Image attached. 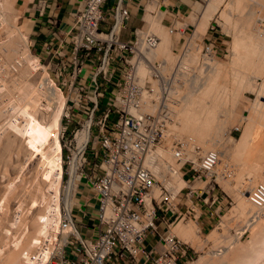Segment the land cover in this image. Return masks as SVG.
<instances>
[{
    "label": "built area",
    "instance_id": "1",
    "mask_svg": "<svg viewBox=\"0 0 264 264\" xmlns=\"http://www.w3.org/2000/svg\"><path fill=\"white\" fill-rule=\"evenodd\" d=\"M29 1L42 16L48 0ZM147 1L153 2L152 13L163 6L173 21L180 19L176 11H167V0H143L141 11ZM129 14L123 0H79L66 26L60 28L48 16V36L39 48L30 42L45 70L38 85L51 86L63 96L60 139L66 180L71 176L76 188L81 179L95 198L90 232L76 222L72 205L60 210L63 243L58 248L55 242L44 264H188L190 249L168 229L170 216L181 196L191 205L204 202L207 186L193 187L191 182L210 180L219 153L202 149L191 137L168 134V126L174 121L182 79L188 82L194 70L208 67L226 49L214 41L210 24V34L196 43L194 64L184 58L193 45L183 40L166 67L165 58L153 55L159 37L143 24L133 28L129 39L121 38ZM186 28L171 25L168 30L184 34ZM71 122L67 135L64 130ZM239 129L235 124L229 133ZM158 146L169 151L168 165L176 166L188 182L184 193L166 183L168 171L161 179L145 162ZM247 199L252 210L246 218L253 221L264 207V182L254 183Z\"/></svg>",
    "mask_w": 264,
    "mask_h": 264
},
{
    "label": "rangeland",
    "instance_id": "2",
    "mask_svg": "<svg viewBox=\"0 0 264 264\" xmlns=\"http://www.w3.org/2000/svg\"><path fill=\"white\" fill-rule=\"evenodd\" d=\"M1 1L3 3V0H0V2ZM26 1L28 0H10L11 7L6 11L2 8L3 6H0V264H12L16 260L15 264L45 263V261L41 262V255L38 249L39 245L36 243L35 245L32 239H34L36 233V236H38V229H40L39 224L42 222L40 215L43 216V211L44 214L47 212L53 213L57 218L60 216L59 212L64 207L62 198L68 183L66 180V164L64 162L65 150L62 147L60 139L62 123H60V127L58 128V137L61 145V176L59 179L56 174L57 171L54 169L58 161L57 156H55L56 153L49 154V151H47L48 144L51 143V133H53H48V136V131H46L49 129V123L51 122V113L45 108V106L49 104L45 91L39 92V89L44 90V87L38 85V81L45 75V70L41 69L43 66H39V62H37L36 59L33 60V63L36 60L35 63L37 62V64L32 65V67H26L28 60L26 57L32 59L31 57L33 56L36 58V49L30 45L27 28L23 23L22 16H19L20 5H24ZM207 1L208 0H190L191 8H188L184 14L181 15L180 19H175L174 21V17L172 18L167 12L162 15L160 14L161 12L158 13L160 15L161 24L163 25V31L168 33V28L171 25L181 28L183 24L187 23L192 25L194 30V24L192 23L193 19L195 18V25L197 26L201 12L206 7ZM216 3V5H218L217 9L207 20L206 27L204 28L205 31H202L201 36L209 35L210 32L208 34L206 30L209 28L210 24L214 25L212 37L213 39L215 38L218 45L226 49V52L224 55L210 62L208 67L206 66L203 69L198 67L194 70L195 75L191 77L188 82L182 79V84L179 88V92L183 95L185 91L192 89L191 86H193V84L194 88L197 86L195 84H197L199 80L204 81V78L207 77L208 71L210 70L209 68L216 65L217 72L210 75L211 78L213 76L215 83L210 78L213 83L208 81V83L211 82V84L204 85L207 86L210 91L203 86V89L201 88L202 91L200 90L201 93H198L199 90L196 91L198 96L197 94L193 95V97L196 95L195 98L199 99H197L195 104L201 105L202 107H200V109L202 108L203 110L204 106L207 107V109L204 108L203 112L208 110L211 112V115L212 113L214 114V119H216L214 123H211L212 130L209 129L212 134L210 131L207 132L209 135H206L209 137L205 135V138H211V135H214V137L213 139L211 138L210 143H207L208 146L206 143L205 146L202 142L203 148L201 141L199 142V133L195 135V132H198L197 129H192L194 131L193 134H191L193 131L189 127L187 128L188 130L182 127L185 131L182 128L180 129L181 120L178 121L179 118L176 119L175 115L173 123L168 127V134L173 133L174 136L191 137L197 143L199 142V146L202 149L216 148L223 154L220 153L221 156L219 155V160L213 167V175L206 184H204V181L194 180L191 182L193 187H202L204 189L207 186L209 192L217 194L221 199L220 209L212 225H210L208 229H201L200 221L196 218V212L189 209L186 210L185 206L181 204H178L177 211L170 216V225L168 229L177 237L180 235L178 236V233L174 232V224L172 223L175 222L178 217L180 218L183 216L182 219L180 218L181 222H191L192 220L195 225L194 227L200 229H198L197 237L193 234V239L191 238L192 240H190L191 242L189 240L186 242V239L183 240V237H179L180 240L186 242L190 249L188 264H198L200 261L203 262L204 260H207L205 264H212L214 262L213 259H219L221 255L225 254L221 253L226 252L227 248L228 250L231 249L230 251H234V249H237L236 246L241 245L240 247L242 249H246L247 247V251L250 247L252 249L254 244H257L264 237V232H262L264 231V224H262L264 223V207L258 214V217L254 219L255 221H251L252 224H250L251 222H249L246 217L248 212L252 210V205L244 197L247 196V190L252 184L257 181L264 182V107H262L263 109L261 108V106H264V33L262 35L259 33L260 31H264V20L259 23L262 16H264V0H217ZM258 3H261V5H257ZM152 4L153 2L147 1L144 3V8L146 9L145 6L148 7V5ZM145 9L142 10V12H144L143 19L146 12ZM199 11L200 14H198ZM249 11H251L252 14L249 13ZM153 14L158 15L157 13ZM147 25L148 21H144L142 27L150 29ZM156 31L154 30L153 32L161 41V32L159 33V31ZM190 31H192V28L190 29V27H187L184 34H179L176 31L169 32L168 36L171 38V45L169 46V50H167L169 52L164 54L165 57H161L162 55L160 53L154 56L156 58H165L166 67L170 66L174 61L175 52L180 42L183 40L190 42V39L193 37L195 31H192L193 33H191V35L186 34ZM20 33L25 36L27 45L23 39H21ZM198 39L200 38H197L196 42L199 41ZM194 47L192 50H189L190 54L187 52V55L184 56L188 65H192V63L194 64V62H196V46ZM155 51L157 52V48H155L154 54ZM36 66L38 67L36 68ZM194 81L197 83H194ZM188 83H192L190 84L191 86ZM23 88L29 91H26L24 94V91H22ZM31 88L33 91H30ZM22 92L23 94L21 95L20 93ZM29 92H31V94ZM34 93H36V95ZM62 95H64V92ZM33 98H36L37 103L34 104L36 108L33 105L32 109L31 102ZM60 99L63 100V96H61ZM197 108L199 109V107ZM197 111L201 113L199 110ZM204 114L208 116L207 112ZM194 115L199 116L196 114ZM205 115H202L201 118ZM246 115H248L247 119L245 118ZM249 123L253 126L251 127L252 130L246 128V126L250 127ZM173 124L178 126V128H174L172 126ZM235 124H239L240 129L238 131L231 130L229 133L230 128ZM45 126L48 128L46 127V129ZM73 126L74 122H71L65 128L64 131L67 135H70ZM27 129L33 130L37 135L43 133V136L45 135L44 137L46 138V144L39 145L35 142L36 144L33 143L35 147H33L30 142L32 141V137ZM244 134L249 135L245 136ZM242 137L244 139H242ZM238 142L240 145L244 142L240 147L245 146V148H240ZM211 143L214 144L212 145ZM165 160L168 161L167 158ZM149 164L151 165V163ZM163 167L164 165H162L161 168H154V170L159 172V176L163 175L161 179L164 178V174L161 172ZM55 177L57 178L56 180ZM170 179L172 180L173 178L170 176ZM176 180L174 181L177 182ZM49 183H53L56 187ZM184 183L187 184L188 182L184 181ZM184 183L181 185V192L183 193L185 192L184 187L186 185ZM205 193L203 191L202 195ZM241 193L242 195L244 194L243 197L246 200L242 197ZM181 200H184V196H181ZM239 200L240 202L243 201L240 203ZM187 203H189L188 200ZM56 213L57 215H55ZM256 220L262 221V226L260 225V221L257 224ZM259 226H261V228ZM162 227V224H160L159 228ZM50 232H52V230H50ZM53 233L56 238H54V234L51 237H47V240H45V238L44 242L41 243V248H48L47 250H49L55 245V242H60V233L58 231ZM256 239L259 240L257 241ZM27 245L30 246L28 247ZM23 249H28L30 251L27 252ZM246 251H244V255H247ZM24 254H26V256L29 254L28 256L31 260L33 259L35 263L33 260L31 262L28 260L26 261V256ZM244 255L240 254V261L245 258ZM17 256L25 258L22 259L18 257L17 259ZM209 259H211V262H208Z\"/></svg>",
    "mask_w": 264,
    "mask_h": 264
},
{
    "label": "bare ground",
    "instance_id": "3",
    "mask_svg": "<svg viewBox=\"0 0 264 264\" xmlns=\"http://www.w3.org/2000/svg\"><path fill=\"white\" fill-rule=\"evenodd\" d=\"M10 0H3V3H2V1L0 2L1 3V5L0 6H3L2 8H4L5 9V11L6 10H8V9H10V7H11V4H10V2H9ZM217 0H208L207 1V6H206V8H205V11H204V14H203V17H202V19H201V21H200V26L197 28V30H195V32H194V34H193V37L190 39V42H189V44L192 46L191 47V50H192V48L194 47V46H196L197 44V42H196V39L197 38H200L201 37V34H202V31H205V27H206V23H207V20L209 19V17L211 16V14L212 13H214V11H216V9H217V6L218 5H216L217 3ZM236 2V1H235ZM231 3V2H230ZM232 4V3H231ZM253 5H255V4H253ZM252 5V6H253ZM257 5H261V3H258ZM256 5V6H257ZM154 6H153V4L152 5H148V7L146 6V9H145V16H144V21H148V27H150V29L149 30H157V31H159V33L162 35V40L160 41V38H159V41H158V43H157V45H156V48H157V52L155 51V54L153 53V55H156L157 56V54L158 53H160L162 56L161 57H165L164 56V54L166 53V52H169V51H167V50H169V46L171 45V38L168 36L169 35V32L168 33H165L164 31H163V25L161 24V21H160V15L158 14V15H154L151 11L154 9L153 8ZM258 7V6H257ZM161 9V8H160ZM160 14L162 15L164 12H165V10L164 9H161L160 10ZM249 13H251V11H249ZM5 14H6V12H5ZM223 14V13H222ZM246 14V13H245ZM248 14V13H247ZM252 14V13H251ZM10 15V14H9ZM249 16V15H248ZM247 16V17H248ZM5 17H6V15H5ZM4 17V18H5ZM239 17H241V16H239ZM246 18V17H245ZM244 18V19H245ZM242 19V18H241ZM240 19V20H241ZM6 20V19H5ZM239 20V19H238ZM237 20V21H238ZM148 29V28H147ZM156 31V32H157ZM259 31V30H258ZM236 33V32H235ZM261 35L264 33V31H260L259 32ZM179 35V34H178ZM246 36V35H245ZM20 37H21V39H23V41L26 43V45H27V42L25 41V36L23 35V34H21L20 33ZM242 37V36H241ZM243 38V37H242ZM263 39V38H262ZM20 40V39H19ZM199 40V39H198ZM238 40H239V38H238ZM236 41V40H235ZM240 41V40H239ZM241 41H242V39H241ZM244 41V40H243ZM246 41H248V40H246ZM245 41V42H246ZM244 42V43H245ZM9 45V44H8ZM25 45V46H26ZM190 45H189V47H190ZM8 47V46H7ZM255 47V46H254ZM253 47V48H254ZM195 48V47H194ZM252 48V49H253ZM27 49V48H26ZM190 50V49H189ZM194 50V49H193ZM9 52V51H8ZM187 52H189V51H187ZM187 52H186V55H187ZM252 52V51H251ZM24 53V52H23ZM189 54H190V52H189ZM22 55V54H21ZM170 55V54H169ZM23 56V55H22ZM26 56V55H25ZM5 57V56H4ZM8 57H11V56H8ZM196 57V56H195ZM19 58V57H18ZM28 60H27V65H26V67L28 68V67H32V65H33V60L35 59L33 56L31 57L32 59H29V57H26ZM188 59V58H187ZM37 60V59H36ZM35 60V61H36ZM166 60V59H165ZM232 60V59H231ZM15 61V60H14ZM35 61H34V63H35ZM11 63V62H10ZM37 63V62H36ZM170 64V63H169ZM211 64H213V63H211ZM9 66V65H8ZM34 67V66H33ZM211 67V66H210ZM8 69V68H7ZM201 69V68H200ZM210 70L208 71L207 69V71H208V75H207V77H205L204 78V81H200L199 80V82L197 83V82H195L194 81V83H197V84H195V85H197V86H195L194 88H193V86H194V84H193V86H191L190 84H192V83H188L191 87H192V89H189L188 91H185L186 92V94H185V92H184V94L183 95H181L180 94V96H179V101H178V107L177 108H174V115L176 116V119H178L179 118V120L178 121H180L181 122V127H180V129L182 128V127H185V129H187L188 127L189 128H191V130L193 129V130H195V129H197V131L198 132H195V135H197L198 133V138H199V142L201 141V143L203 142L204 143V145H205V143H206V145L208 146V144L207 143H210V140H211V138L213 139V137H214V135L212 136L211 135V138H205V135L206 134H208L209 135V133H207V132H209L210 130L209 129H211V123L213 122L214 123V120L216 119H214V114L212 113V115L210 114L211 112L210 111H208V110H206V111H204L203 112V110H204V108L205 109H207V107H205L204 105V107H203V110H202V108L200 109V107H202L201 105H198V104H195L196 102H197V99L195 98L196 97V95L193 97V95L194 94H197V90H199V92L198 93H201L200 92V90L202 91V89H203V86L204 85H206V84H211V82L213 81L214 83H215V81L213 80V76H212V78H211V74L212 73H216L217 72V69H216V65L214 66H212V68H209ZM205 70V71H206ZM26 71H27V69H26ZM28 71H30V70H28ZM24 73V72H23ZM235 75V74H234ZM216 77V76H215ZM212 79V81H211V79ZM200 79V78H199ZM43 81V80H42ZM193 81V80H192ZM208 81H211V82H209L208 83ZM212 82V83H213ZM31 85V84H30ZM186 85V84H185ZM254 85V84H253ZM28 86V85H27ZM191 87H186V88H191ZM208 88L207 86H204V88ZM27 88V87H26ZM26 88L24 89H22V91H24V94L26 93V91L28 92L29 90H26ZM29 88V87H28ZM38 88V87H37ZM202 88V89H201ZM205 88V89H206ZM47 90V92H46V90ZM204 89V90H205ZM213 89V88H212ZM33 90H34V87H33ZM32 90V88L30 89V91H33ZM38 90V89H37ZM54 90V89H53ZM52 90V87L51 86H48V87H44V90H40L39 89V92L41 93V91H45V94H46V97L48 98L47 100H48V105H46L45 106V108H46V110H48L49 111V113H51V122L49 123V129L48 130H46L48 127L47 126H45V130L46 131H48L47 132V134L48 133H51V132H53V133H51L52 134V137L50 138V144H48V150L47 151H49V154H55L56 153V155L55 156H57V158H58V161H57V164H55L56 166H55V171H57L56 172V174H57V177H58V179L60 178V176H61V145H60V141H59V137H58V128L60 127L59 125H60V117H61V113H62V111H63V105L61 104V102H62V100L60 99L61 98V96L59 95V93L55 90V91H53ZM208 90H209V88H208ZM210 91V90H209ZM36 92H38V91H36ZM196 92V93H195ZM30 94H31V92H29ZM28 93V94H29ZM39 93V94H40ZM203 93H204V91H203ZM21 95L23 94V92L22 93H20ZM29 94V95H30ZM35 95H36V93H34ZM38 94V93H37ZM35 95H34V97H35ZM197 96H198V94H197ZM202 97V96H201ZM25 98V97H24ZM196 99V100H195ZM33 101L31 102V107H32V109H33V105L34 104H36L37 103V100H36V98H33L32 99ZM181 100V101H180ZM199 100V99H198ZM200 102H201V100H200ZM209 102V101H208ZM255 102V101H254ZM199 103V102H198ZM263 104V103H262ZM28 105V104H27ZM197 105V106H196ZM261 105V104H260ZM264 105V104H263ZM34 107H35V105H34ZM197 107H199V109L197 108ZM257 107V106H256ZM262 107H264V106H261V108ZM36 108V107H35ZM34 108V109H35ZM180 108V109H179ZM197 108V109H196ZM31 109V108H30ZM37 109H39V108H37ZM211 109V108H210ZM258 109V108H257ZM263 109V108H262ZM261 109V110H262ZM194 110V111H193ZM197 110H199L201 113H199ZM38 112V111H37ZM199 114H198V113ZM205 112H207L208 113V116L207 115H205L204 113ZM213 112V111H212ZM28 113V112H27ZM30 113V112H29ZM32 113V112H31ZM194 114H196V115H199V116H195ZM200 114H201V117H202V115H205L203 118H201L200 117ZM228 114V113H227ZM264 114V113H263ZM177 115H179V116H177ZM174 116V117H175ZM181 116V117H180ZM195 116V117H194ZM47 117V116H46ZM245 118L247 119L248 118V115H246L245 116ZM177 121V120H176ZM183 122V123H182ZM221 122V121H220ZM250 122V121H249ZM253 122V121H252ZM179 123V122H178ZM180 124V123H179ZM217 124H218V122H217ZM250 124V123H249ZM248 124V125H249ZM174 128L175 127H177L178 128V126H176L175 124H173L172 125ZM246 126V125H245ZM169 127V126H168ZM214 127V126H213ZM251 127H253L252 126V124H250V127L249 126H246V128L248 129H251ZM37 128H39V127H37ZM172 128V127H171ZM217 128H218V126H217ZM216 128V129H217ZM182 129H184V128H182ZM185 129H184V131H185ZM247 129H246V131H247ZM27 130H29V129H27ZM50 130V131H49ZM188 130V129H187ZM190 130V131H191ZM192 130V131H193ZM212 130V129H211ZM252 130V129H251ZM191 131V132H192ZM216 131V130H215ZM219 131V130H218ZM29 132V134L31 135V137H32V141H30L31 143H32V146L33 147H35L34 146V144L33 143H35V142H37V144H39V145H44V144H46V138L43 136V133L42 134H38L37 135V133H34L33 132V130H29L28 131ZM40 132V131H39ZM244 132V131H243ZM251 132V131H250ZM85 133H86V126H84L83 128H82V131H81V136L83 137L84 135H85ZM181 133V132H180ZM194 133V131L191 133V134H193ZM210 133H211V131H210ZM245 133V132H244ZM45 134H46V132H45ZM50 134V135H51ZM173 134V133H172ZM178 134V133H177ZM212 134V133H211ZM219 134V133H218ZM179 135V134H178ZM208 135H206V136H208ZM245 135V134H244ZM247 135H249V134H247ZM247 135H245V136H247ZM48 136H49V134H48ZM48 136H46V137H48ZM245 136H244V138H245ZM262 136V135H261ZM30 137V136H29ZM209 137V136H208ZM243 137H242V139H244ZM251 138V137H250ZM249 138V139H250ZM205 139V140H204ZM261 139V138H260ZM215 140V139H214ZM246 140V139H245ZM198 141V140H197ZM213 141V140H212ZM216 141V140H215ZM248 141V140H247ZM199 142H198V144H199ZM203 143L201 144L202 146H203ZM244 143V142H243ZM243 143H241V145L239 144V142H238V144H236V145H238L239 147L240 146H242L243 145ZM36 144V143H35ZM212 144V143H211ZM214 144V143H213ZM212 144V145H213ZM200 145V144H199ZM205 145V146H206ZM37 146V145H36ZM210 146V145H209ZM260 146V145H259ZM237 147V146H236ZM238 147V148H239ZM203 148H204V146H203ZM206 148V147H205ZM237 148V149H238ZM240 148H245V146H243V147H240ZM38 149V148H37ZM40 149H41V146H40ZM43 149V148H42ZM45 149V148H44ZM252 150V149H251ZM264 150V149H263ZM37 151V150H36ZM45 151V150H44ZM46 151V152H47ZM223 152V151H222ZM263 152V151H262ZM43 153H45V152H43ZM218 153H219V155H220V151H218ZM224 153V152H223ZM228 153V152H227ZM227 153H226V155H227ZM260 153V152H259ZM222 154V153H221ZM225 154V153H224ZM45 155H47V154H45ZM223 155V154H222ZM49 156V155H48ZM51 156V155H50ZM54 156V157H55ZM221 156V155H220ZM250 156V155H249ZM168 159V161L167 160H165L166 158ZM224 157V156H223ZM222 157V158H223ZM226 157V156H225ZM247 157V156H246ZM261 157V156H260ZM243 158V157H242ZM48 159V158H47ZM40 161V160H39ZM56 161V160H55ZM169 161H170V154H169V151L166 149V148H164V147H160V146H158V147H156L155 148V150H154V152L151 154V155H148L147 157H146V159H145V162L147 163V165H149L150 166V168L151 169H153L154 170V168H161L162 167V165H164V167L161 169V172L164 174L165 173V171L167 172L168 171V177H166L165 179L167 180L166 181V183L168 184V185H171V186H173L174 188H178L179 186L181 187V185L184 183V179H182L181 177H180V172L176 169V166H169L168 164H169ZM244 161V160H243ZM149 163H151V165L149 164ZM166 165V166H165ZM218 165V164H217ZM255 165V164H254ZM54 169H52V170H54ZM72 169H73V167H72ZM228 170V169H227ZM54 171V172H55ZM73 171V170H72ZM156 171V170H155ZM214 171V170H213ZM250 171H251V169H250ZM261 171V170H260ZM157 172V175L159 176V172L158 171H156ZM160 172V173H161ZM51 174V173H50ZM249 174V173H248ZM253 174V173H252ZM255 174V173H254ZM258 175V174H257ZM170 176L174 179V180H176L177 182H175L173 179V181L170 179ZM159 177H163V175H161V176H159ZM165 177V176H164ZM264 178V177H263ZM57 178L55 177V180H56ZM257 179V178H256ZM13 180V179H12ZM53 180V179H52ZM260 180V179H259ZM67 181H68V183H67V187L65 188V194H64V196H63V202H64V207H63V209H66V210H69L70 208H71V204H72V202H73V198H72V195H73V192H74V183L72 182V180H71V176L67 179ZM257 181V180H256ZM262 181V180H261ZM52 182V181H51ZM183 182V183H182ZM238 182V181H237ZM241 182V181H240ZM258 182V181H257ZM248 183V182H247ZM50 185H52L53 183H49ZM184 184H186V183H184ZM56 185V184H55ZM59 185V184H58ZM248 185V184H247ZM253 185V184H252ZM53 186H54V184H53ZM251 186V185H250ZM54 187H56V186H54ZM248 187V186H247ZM47 188V187H46ZM246 188V187H245ZM245 188H244V190H245ZM57 189H58V186H57ZM248 189V188H247ZM243 193V192H242ZM242 193H241V195H242ZM58 194V193H57ZM240 196V195H239ZM244 196V194L242 195V197ZM56 197H57V195H56ZM241 197V198H242ZM246 199H247V196H244ZM243 197V198H244ZM244 198V199H245ZM61 199V198H60ZM245 199V200H246ZM248 200V199H247ZM243 201V200H242ZM241 201V202H242ZM238 202V201H237ZM239 202H240V200H239ZM240 202V203H241ZM249 202V201H248ZM58 203V202H57ZM244 203V202H243ZM246 203V202H245ZM50 204V203H49ZM239 204V203H238ZM48 205V204H47ZM58 205V204H57ZM239 205H241V204H239ZM244 205V204H243ZM246 205V204H245ZM247 206V205H246ZM19 207V206H18ZM57 207V206H56ZM252 207V206H251ZM242 208H243V206H242ZM246 208V207H245ZM48 209V208H47ZM53 209V208H52ZM252 209V208H251ZM45 210V209H44ZM243 210V209H242ZM48 211V210H47ZM58 211V210H57ZM244 211V210H243ZM59 212V211H58ZM42 214H43V216L42 215H40L41 217V220H42V222H40V224H39V227H40V229H38L39 230V233H38V236H36V234H35V237H34V239H32V240H34L33 242H34V244L36 243V244H38L39 245V252H40V255H41V262H44V261H46V259H47V256H48V254H49V251H50V249L49 250H47L48 248H41V243L42 242H44V239L45 240H47L48 238L47 237H51L54 233L53 232H59L60 233V235H59V237H60V242L58 241L56 244H58L57 245V247L58 248H60V246H61V244L63 243V238H64V235H65V232L63 231V230H61L60 229V226H59V218H60V216L57 218L56 216H54V214L53 213H45L44 214V211L42 212ZM59 214H60V212H59ZM55 215H57V213L55 214ZM183 217V216H182ZM182 217H180L181 219H182ZM179 217H178V219H176L175 220V222H173L172 224H174V232H176V233H178L177 235L179 236V237H183V240L184 239H186L185 241L187 242L188 240L190 241V240H192L193 238H192V236H193V234L194 235H196V237H197V235H198V231L200 230L199 228H197V227H194L195 225H194V223L192 222V220H191V222L190 221H187V222H181V219H180ZM39 219V218H38ZM1 220V219H0ZM255 221V220H254ZM257 221V220H256ZM260 221V220H259ZM259 221H257V224L259 223ZM249 222H251V221H249ZM261 222L262 221H260V225H261ZM254 223V222H253ZM250 224H252V222L250 223ZM262 224H264V223H262ZM262 226V225H261ZM261 226H259L260 228H261ZM172 227V228H173ZM255 227V226H254ZM257 228H258V225H257ZM264 228V227H263ZM171 229V228H170ZM199 229V230H198ZM255 229V228H254ZM253 229V230H254ZM50 230H52V232H50ZM16 231V230H15ZM37 231V230H36ZM171 231V230H170ZM255 231V230H254ZM38 232V231H37ZM262 232H264V231H262ZM173 233V232H172ZM259 233V232H258ZM40 234V235H39ZM264 234V233H263ZM182 235V236H181ZM256 235V234H255ZM27 236V235H26ZM54 236V238H56L55 237V234L53 235ZM258 236H259V234H258ZM261 236H262V234H261ZM260 236V237H261ZM29 237V236H28ZM178 237V238H179ZM211 237V236H210ZM33 238V237H32ZM192 238V239H191ZM30 239V238H29ZM51 239V238H50ZM180 239V238H179ZM259 239H261V238H259ZM258 239V240H259ZM31 240V241H32ZM56 240V239H55ZM199 240V239H198ZM257 240V239H256ZM257 240V241H258ZM49 241V240H48ZM255 241V240H254ZM29 242H30V240H29ZM191 242V241H190ZM250 243V242H249ZM249 243H247V244H249ZM254 243V242H253ZM259 243V244H258ZM257 244H254V246L252 247V249H251V247H250V249H248L247 251H246V249H247V247H246V249L245 248H241L240 246H236V250L234 249V251H230V250H228V248H227V251L226 252H220L221 254H223V253H225L224 255H221L220 257H219V259H213L214 260V262H215V260H216V262L214 263L213 261V263L212 264H264V258H263V256H264V237L261 239V241H259ZM28 244V243H27ZM35 244V245H36ZM252 244V243H251ZM251 244H250V246H251ZM34 245V246H35ZM37 245V246H38ZM45 245V244H44ZM253 245V244H252ZM28 246V245H27ZM26 246V247H27ZM30 246V245H29ZM28 246V247H29ZM33 246V245H32ZM43 246V245H42ZM234 246V247H235ZM246 246V245H245ZM25 247V248H26ZM36 247V246H35ZM45 247V246H44ZM243 247V246H242ZM255 247V248H254ZM24 248V247H23ZM30 248H32V247H30ZM29 248V249H30ZM249 248V247H248ZM19 249V248H18ZM245 249V250H244ZM23 250H25V249H23ZM22 250V251H23ZM222 250V249H221ZM225 250V249H224ZM243 250V251H242ZM25 251H27V252H29L30 250H25ZM36 251V250H35ZM244 251H246V254L247 255H244ZM242 252V253H241ZM248 252V253H247ZM219 253V254H220ZM23 254V253H22ZM30 254V253H29ZM28 254V255H29ZM36 254V253H35ZM37 254H38V251H37ZM240 254H243L244 255V257L245 258H243L242 259V261H240L241 260V256H240ZM15 255V254H14ZM25 256H26V254H24ZM23 255V256H24ZM26 256V261L28 260V261H32L31 260V258L29 257V256ZM216 255V254H215ZM20 256H21V252H20ZM20 256H17V259H18V257H20ZM38 256V255H37ZM12 257H14V256H12ZM20 258H22V257H20ZM24 258H22V259H24ZM36 258V257H35ZM207 258V257H206ZM215 258H216V256H215ZM263 258V259H262ZM10 259H11V257H10ZM39 259V258H38ZM212 259V258H211ZM211 259H209L208 260V262H211L210 260ZM12 260H13V258H12ZM12 260H11V262H12ZM16 260V259H15ZM14 260V261H15ZM201 260V259H200ZM9 261V260H8ZM17 261V260H16ZM15 261V262H16ZM25 261V260H24ZM35 261H37V260H35ZM199 261V260H198ZM205 261H207V260H204L203 262H204V264L206 263ZM15 262L14 263H12V264H15ZM33 262H34V260H33ZM203 262L202 261H200V263H198V264H203ZM7 263V262H6ZM35 263V262H34ZM27 264V263H26ZM41 264V263H40ZM42 264H44V263H42ZM211 264V263H210Z\"/></svg>",
    "mask_w": 264,
    "mask_h": 264
},
{
    "label": "crops",
    "instance_id": "4",
    "mask_svg": "<svg viewBox=\"0 0 264 264\" xmlns=\"http://www.w3.org/2000/svg\"><path fill=\"white\" fill-rule=\"evenodd\" d=\"M112 1L113 0H108V3ZM123 2L128 6L130 14L125 22V26L120 31V36L122 39H129L131 37L133 28L142 25L144 22V12L142 13L141 11V4L143 0H123ZM78 4L79 0H48L47 4L44 7V14L42 16H38L36 10L31 5L29 0L26 1L24 5H20L21 8L19 16H22L23 23L27 28V33L31 44H33L36 48H39V44L42 39H45L48 36V24L45 20L46 17H55L59 23V27H64L67 25V23L70 22L72 13L74 12ZM188 8H191L190 0H167V11L169 13H174V11H176L177 17L181 18V15H183ZM205 8L201 12L200 20L197 26L195 25V18L193 19V32L200 26V21L203 17ZM198 14H200V11L198 12ZM34 15L36 16L33 20ZM190 26L192 25H189L187 23V27ZM214 41L216 42L215 38ZM204 193L205 194L202 195L204 198V202L202 203L197 202L191 205L189 204L190 202L187 203L188 199L184 197V200H181L180 198L179 204L184 205L186 210H188L189 206L192 211L196 212V218H198L200 221L201 229H208L210 225H212L213 220L216 219L217 212L220 209L221 199L217 194H213L209 192V190H204ZM94 202L95 198L92 195L90 186L80 179L77 183L76 188L74 189L72 213L76 222L82 225L86 224L85 231L88 232L91 231V213L94 208ZM146 244L148 245L149 243Z\"/></svg>",
    "mask_w": 264,
    "mask_h": 264
},
{
    "label": "water",
    "instance_id": "5",
    "mask_svg": "<svg viewBox=\"0 0 264 264\" xmlns=\"http://www.w3.org/2000/svg\"><path fill=\"white\" fill-rule=\"evenodd\" d=\"M161 9H163L164 7L163 6H160Z\"/></svg>",
    "mask_w": 264,
    "mask_h": 264
}]
</instances>
